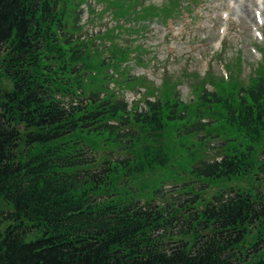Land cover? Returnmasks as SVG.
<instances>
[{"label": "trees", "instance_id": "trees-1", "mask_svg": "<svg viewBox=\"0 0 264 264\" xmlns=\"http://www.w3.org/2000/svg\"><path fill=\"white\" fill-rule=\"evenodd\" d=\"M68 1L0 0V199L13 207L0 217V264H264V161L253 148L264 135V77L233 92L202 88L194 118L180 98L146 100L136 111L86 90L87 44L72 32L81 13L69 22L80 1ZM213 108L251 144L201 159L191 173L219 181L256 169L258 185L223 188L209 200L188 189L174 203L160 187L147 198L115 189L117 163L133 174L168 163L165 147L144 146L138 128L156 142L177 122L178 133L193 136L211 127L201 118ZM104 134L127 137L131 144L120 149L140 145L139 155L130 162L109 150L100 158L90 140ZM6 219L12 223L3 228Z\"/></svg>", "mask_w": 264, "mask_h": 264}, {"label": "rangeland", "instance_id": "rangeland-1", "mask_svg": "<svg viewBox=\"0 0 264 264\" xmlns=\"http://www.w3.org/2000/svg\"><path fill=\"white\" fill-rule=\"evenodd\" d=\"M79 1L71 7L69 22L77 24L75 12L81 13L79 26L75 25L72 32L75 39L87 44L82 75L86 90L125 99L136 111L142 110L146 100L172 104L180 98L190 111L187 117L194 118L200 113L198 95L202 88L233 92L264 77V0ZM67 4L70 7L71 1ZM223 116L213 108L211 114L201 118L212 120L211 127L193 136L178 133L181 125L171 122L156 142L152 141V131L138 128L144 146L151 141V148L157 143L165 147L168 163L144 164V169L135 174L125 161L117 163L115 189L147 198L160 187L162 199L174 203L187 197L183 192L188 189L200 190L209 200L223 188L247 190L258 185L253 174L256 169L244 177L219 181L200 179L191 173L201 159H220L227 149L246 150L251 144L245 133L227 124ZM90 142L100 158L114 150L113 159L131 157V162L140 152V145L127 151L120 149L131 144L127 137L115 139L104 134ZM253 148L257 161H264V135ZM141 157H145L143 152ZM11 211L12 205L0 199V217ZM11 223L6 219L3 228ZM34 238L36 234L29 240ZM253 240L251 234L246 245Z\"/></svg>", "mask_w": 264, "mask_h": 264}, {"label": "bare ground", "instance_id": "bare-ground-1", "mask_svg": "<svg viewBox=\"0 0 264 264\" xmlns=\"http://www.w3.org/2000/svg\"><path fill=\"white\" fill-rule=\"evenodd\" d=\"M240 1H242V0H240ZM245 11H248V8H245Z\"/></svg>", "mask_w": 264, "mask_h": 264}]
</instances>
